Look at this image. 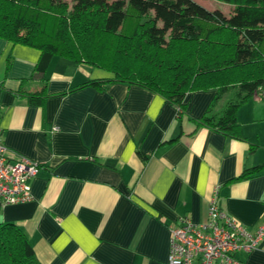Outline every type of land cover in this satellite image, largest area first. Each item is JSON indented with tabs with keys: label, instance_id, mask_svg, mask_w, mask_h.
<instances>
[{
	"label": "crops",
	"instance_id": "1",
	"mask_svg": "<svg viewBox=\"0 0 264 264\" xmlns=\"http://www.w3.org/2000/svg\"><path fill=\"white\" fill-rule=\"evenodd\" d=\"M39 51L0 38V139L11 159L41 166L31 199L0 201V222L14 221L41 264H167L169 227L185 216L207 220L208 200L253 232L264 226V95L237 110L235 136L198 125L229 90L188 92L185 109L125 82L81 84L109 74L61 57L36 73ZM45 83L32 105L19 91ZM146 155L142 157V154ZM236 257L264 264V238Z\"/></svg>",
	"mask_w": 264,
	"mask_h": 264
},
{
	"label": "trees",
	"instance_id": "2",
	"mask_svg": "<svg viewBox=\"0 0 264 264\" xmlns=\"http://www.w3.org/2000/svg\"><path fill=\"white\" fill-rule=\"evenodd\" d=\"M229 15L195 0H0V38L39 51L36 73L53 57L109 74L81 85L125 82L161 94L178 109L190 91L229 90L216 112L196 123L235 136L238 108L264 90V0H219ZM29 104L48 96L45 83L19 91ZM142 157L146 158L143 153ZM264 171V164L238 178ZM0 264H41L16 222H0Z\"/></svg>",
	"mask_w": 264,
	"mask_h": 264
},
{
	"label": "built area",
	"instance_id": "3",
	"mask_svg": "<svg viewBox=\"0 0 264 264\" xmlns=\"http://www.w3.org/2000/svg\"><path fill=\"white\" fill-rule=\"evenodd\" d=\"M261 94L264 90L254 97ZM40 167L23 157L11 159L0 139V201L9 205L30 200L29 180ZM169 231L167 264H246L236 254L251 251L264 238V226L250 232L218 206L217 188L208 200L205 222L181 216Z\"/></svg>",
	"mask_w": 264,
	"mask_h": 264
},
{
	"label": "rangeland",
	"instance_id": "4",
	"mask_svg": "<svg viewBox=\"0 0 264 264\" xmlns=\"http://www.w3.org/2000/svg\"><path fill=\"white\" fill-rule=\"evenodd\" d=\"M63 1L67 3L68 5L67 9L69 10L71 7V0H63ZM195 1L209 10H213V11L219 10L223 12L225 15H229L232 11L231 5L219 0H195Z\"/></svg>",
	"mask_w": 264,
	"mask_h": 264
}]
</instances>
